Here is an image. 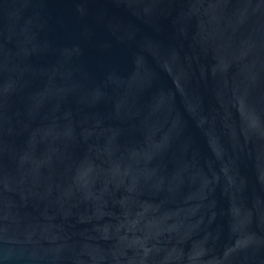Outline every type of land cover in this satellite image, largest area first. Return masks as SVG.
Returning a JSON list of instances; mask_svg holds the SVG:
<instances>
[{
	"label": "water",
	"instance_id": "obj_1",
	"mask_svg": "<svg viewBox=\"0 0 264 264\" xmlns=\"http://www.w3.org/2000/svg\"><path fill=\"white\" fill-rule=\"evenodd\" d=\"M0 264H264V0H0Z\"/></svg>",
	"mask_w": 264,
	"mask_h": 264
}]
</instances>
